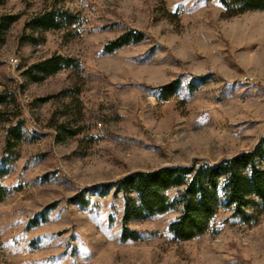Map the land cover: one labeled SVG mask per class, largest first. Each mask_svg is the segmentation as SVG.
<instances>
[{
	"label": "rangeland",
	"instance_id": "rangeland-1",
	"mask_svg": "<svg viewBox=\"0 0 264 264\" xmlns=\"http://www.w3.org/2000/svg\"><path fill=\"white\" fill-rule=\"evenodd\" d=\"M50 3L0 5V17L20 16L0 33V94L8 97L0 105V264H264L256 196L247 218L222 204L192 239L169 229L177 205L129 220L137 238L123 240L127 196L113 187L100 194L134 171L217 164L264 148V11L225 17L217 0H65L82 24L22 43L27 20ZM127 30L144 39L105 53ZM53 54L80 68L25 79L28 66ZM172 83L175 94L160 97ZM13 126L19 137L6 148Z\"/></svg>",
	"mask_w": 264,
	"mask_h": 264
},
{
	"label": "trees",
	"instance_id": "trees-1",
	"mask_svg": "<svg viewBox=\"0 0 264 264\" xmlns=\"http://www.w3.org/2000/svg\"><path fill=\"white\" fill-rule=\"evenodd\" d=\"M4 1L0 0V5ZM62 1L65 0H51L47 7L27 20L21 36L22 43L39 45L45 41L44 34L47 31L68 30L72 26L82 24L80 14L66 9ZM217 1L225 8V17H234L248 11H264V0ZM19 17V14L1 16L0 33H5ZM143 39V32L127 30L105 44L103 50L105 53H114ZM64 68L78 69L79 61L61 54H53L28 66L24 77L29 81L41 82ZM160 90V97L172 96L177 91V85L172 83L161 87ZM7 103L8 97L1 93L0 105ZM8 131L6 148L11 143V137H19V126H13ZM259 158H264L262 144L251 151L224 158L217 164L201 160L188 166L174 165L149 171L138 170L114 183L102 184L100 194L106 195L112 187L115 193L126 194L121 229L123 240L137 238L136 232L126 225L129 220L156 213L163 214L177 205L181 206V214L170 222L169 229L175 239L188 240L206 232L208 223L215 217L218 207L222 204L225 207L232 206L235 215L247 218L252 196L264 203V167L257 164ZM171 191L177 192L173 199L168 196ZM5 193V188L0 187V201ZM129 194H134L135 197L130 200ZM74 200L85 205L83 194H78Z\"/></svg>",
	"mask_w": 264,
	"mask_h": 264
},
{
	"label": "built area",
	"instance_id": "built-area-1",
	"mask_svg": "<svg viewBox=\"0 0 264 264\" xmlns=\"http://www.w3.org/2000/svg\"><path fill=\"white\" fill-rule=\"evenodd\" d=\"M12 64L16 65V61H14L13 59L10 60Z\"/></svg>",
	"mask_w": 264,
	"mask_h": 264
},
{
	"label": "bare ground",
	"instance_id": "bare-ground-1",
	"mask_svg": "<svg viewBox=\"0 0 264 264\" xmlns=\"http://www.w3.org/2000/svg\"><path fill=\"white\" fill-rule=\"evenodd\" d=\"M15 61V59H13ZM18 64V63H17Z\"/></svg>",
	"mask_w": 264,
	"mask_h": 264
}]
</instances>
